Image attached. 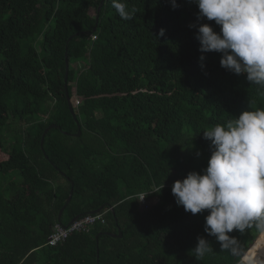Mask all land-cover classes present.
<instances>
[{
	"label": "trees",
	"instance_id": "trees-1",
	"mask_svg": "<svg viewBox=\"0 0 264 264\" xmlns=\"http://www.w3.org/2000/svg\"><path fill=\"white\" fill-rule=\"evenodd\" d=\"M100 1L0 0V151L7 153L0 176L14 171L20 178L0 192V264L264 258L254 228L230 234L238 240L236 252L222 250L204 231L208 213L186 212L171 192L175 180L207 167L212 149L202 130L264 108V89L222 67L220 53L201 52L198 25L219 26L197 19L194 0H176L175 8L172 0H126L136 9L130 20L104 0L93 31ZM78 31L89 33L68 40ZM65 51L67 92L79 98L78 136L65 96ZM11 121L24 127L9 147ZM51 123L56 127L40 143ZM162 186L143 203L136 200ZM101 205L103 218L88 231L47 243L55 222ZM198 236L213 247L200 260L191 252Z\"/></svg>",
	"mask_w": 264,
	"mask_h": 264
},
{
	"label": "clouds",
	"instance_id": "clouds-1",
	"mask_svg": "<svg viewBox=\"0 0 264 264\" xmlns=\"http://www.w3.org/2000/svg\"><path fill=\"white\" fill-rule=\"evenodd\" d=\"M194 3L198 20L214 21L219 26L216 31L210 23L198 25L201 52L220 53L222 67L236 75L246 74L251 84L264 89V0ZM111 5L124 20L132 19L136 11L129 9L126 0H111ZM172 7H178L176 0H172ZM202 132L212 149L207 167L173 182L176 204L193 215L206 211L204 231L215 237L222 250L236 252L238 240L230 234L253 228L259 248L264 249V108L244 110ZM163 186L136 200H143L149 192H160ZM212 251L203 236L197 237L191 250L197 260ZM240 264H264V258L245 253Z\"/></svg>",
	"mask_w": 264,
	"mask_h": 264
},
{
	"label": "built area",
	"instance_id": "built-area-1",
	"mask_svg": "<svg viewBox=\"0 0 264 264\" xmlns=\"http://www.w3.org/2000/svg\"><path fill=\"white\" fill-rule=\"evenodd\" d=\"M96 37L95 34L91 35V38L94 39ZM72 103L74 106L79 104V98L76 95L72 97ZM139 197L143 196V193L138 194ZM142 203L144 200H140ZM103 212H95V213H87L82 215L71 223H61L55 222L52 226L51 232L48 235L47 243L54 244L60 241H63L69 234L75 231H88L89 227L92 226L96 221L102 220Z\"/></svg>",
	"mask_w": 264,
	"mask_h": 264
},
{
	"label": "water",
	"instance_id": "water-1",
	"mask_svg": "<svg viewBox=\"0 0 264 264\" xmlns=\"http://www.w3.org/2000/svg\"><path fill=\"white\" fill-rule=\"evenodd\" d=\"M104 0H101L98 7H97V11H96V16H95V19H96V22L92 28V30L94 31L96 29V26H97V20H98V12L101 8V5L103 3ZM79 33H85V34H88L89 32L88 31H78V32H75L74 34H71L68 38L71 39L73 36L75 35H78ZM64 59H65V73H64V89H65V96H66V101H67V105H68V108H69V111L71 113V115L73 116V118L75 119L76 123H77V132L74 134L76 136H78L80 134V126L78 125V120H77V117H76V111H75V106L73 105L72 103V96H69L68 92H67V73H68V61H67V53L66 51L64 52ZM53 127H56V125L54 123H51L49 124L42 132L41 134V140H40V143H42V140H43V137H44V134L46 133V131L49 129V128H53ZM71 196H72V188L70 189L69 191V194L65 200V202L63 203V205L61 206V208L59 209L58 211V214H57V220L60 221V217H61V214H62V211L64 209V207L68 204V202L70 201L71 199ZM103 207V205H101L99 208L95 209V210H92V211H89L88 213H95V212H98L99 210H101ZM80 216V214H77L76 216H74L71 220H69L67 222V224L71 223L73 220H75L76 218H78ZM109 235L111 236H120L121 233L119 232L118 234H115V233H111V232H108ZM96 261L98 262V255L96 257Z\"/></svg>",
	"mask_w": 264,
	"mask_h": 264
},
{
	"label": "rangeland",
	"instance_id": "rangeland-1",
	"mask_svg": "<svg viewBox=\"0 0 264 264\" xmlns=\"http://www.w3.org/2000/svg\"><path fill=\"white\" fill-rule=\"evenodd\" d=\"M92 12V10H91ZM85 62H81L80 65H78V71L84 67ZM24 127L23 123L11 121V124L8 127L7 132L5 133L6 139L8 141L9 147L12 141L19 140L20 136V130ZM15 131V133H13ZM19 131V132H18ZM19 133V134H18ZM8 147V148H9ZM7 156V153L5 151H0V159ZM19 176L16 174V172L12 171L10 173H7L5 175L0 176V192H3V190L7 187H10L11 183H18Z\"/></svg>",
	"mask_w": 264,
	"mask_h": 264
}]
</instances>
